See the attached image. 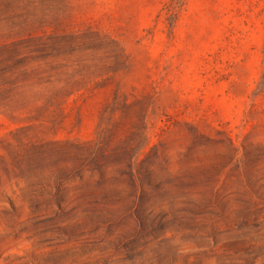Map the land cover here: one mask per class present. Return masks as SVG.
<instances>
[{"label": "rangeland", "instance_id": "1", "mask_svg": "<svg viewBox=\"0 0 264 264\" xmlns=\"http://www.w3.org/2000/svg\"><path fill=\"white\" fill-rule=\"evenodd\" d=\"M0 264H264V0H0Z\"/></svg>", "mask_w": 264, "mask_h": 264}]
</instances>
